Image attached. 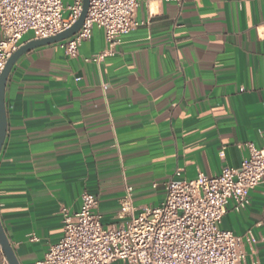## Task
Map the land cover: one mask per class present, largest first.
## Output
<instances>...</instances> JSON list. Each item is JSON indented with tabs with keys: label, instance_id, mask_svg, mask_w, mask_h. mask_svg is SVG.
Returning <instances> with one entry per match:
<instances>
[{
	"label": "crops",
	"instance_id": "crops-1",
	"mask_svg": "<svg viewBox=\"0 0 264 264\" xmlns=\"http://www.w3.org/2000/svg\"><path fill=\"white\" fill-rule=\"evenodd\" d=\"M137 20L101 63L85 61L106 48L94 28L79 58L48 45L11 71L0 218L20 264L44 262L63 236L62 210L78 212L85 191L103 224L119 225L126 186L139 211L156 207L177 170L217 176L241 166L246 144L263 146L264 0H144ZM221 227L251 232L245 264H264V184Z\"/></svg>",
	"mask_w": 264,
	"mask_h": 264
},
{
	"label": "built area",
	"instance_id": "built-area-1",
	"mask_svg": "<svg viewBox=\"0 0 264 264\" xmlns=\"http://www.w3.org/2000/svg\"><path fill=\"white\" fill-rule=\"evenodd\" d=\"M183 9L187 0H164ZM144 0H90L82 28L56 45L70 59L102 29L106 48L86 62L101 63L115 56L122 38L144 25L137 13ZM83 0H0V77L8 60L32 34V40L56 36L80 18ZM108 84L104 85L107 88ZM249 156L239 168H224L217 176L200 172L189 180L177 170L156 207L139 211L134 190L126 186L120 200L119 225H104L98 198L85 191L81 208L63 214V236L51 246L42 264H245L251 232L240 236L221 227L229 207L236 212L251 205V192L264 184L263 146H245ZM257 264V263H255Z\"/></svg>",
	"mask_w": 264,
	"mask_h": 264
},
{
	"label": "water",
	"instance_id": "water-1",
	"mask_svg": "<svg viewBox=\"0 0 264 264\" xmlns=\"http://www.w3.org/2000/svg\"><path fill=\"white\" fill-rule=\"evenodd\" d=\"M89 4H90V0H83V7L80 18L71 28L56 36L42 40H33L23 45L8 60V63L6 64V67L0 77V155L7 136V128H8V117H7V108H6V100H5L6 86L13 67L18 62V60L28 52L39 47L60 43L74 36L82 28L84 24V21L88 14ZM0 245L8 264H20L19 259L17 258V255L15 253V250L12 247L9 238L5 232L1 218H0Z\"/></svg>",
	"mask_w": 264,
	"mask_h": 264
}]
</instances>
